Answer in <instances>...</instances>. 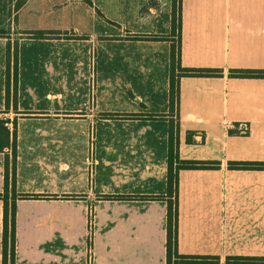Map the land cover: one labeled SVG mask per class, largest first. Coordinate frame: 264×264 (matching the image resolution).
I'll use <instances>...</instances> for the list:
<instances>
[{"label":"crops","instance_id":"crops-1","mask_svg":"<svg viewBox=\"0 0 264 264\" xmlns=\"http://www.w3.org/2000/svg\"><path fill=\"white\" fill-rule=\"evenodd\" d=\"M167 4L114 14L111 33L91 14L13 11L0 39V264L3 197L15 205L12 264H166L171 130L180 160L219 163L178 172V255L264 258V171L228 169L264 162V79L229 77L264 71V0H181L180 29ZM174 45L182 69L222 75L181 77L171 109Z\"/></svg>","mask_w":264,"mask_h":264},{"label":"trees","instance_id":"trees-1","mask_svg":"<svg viewBox=\"0 0 264 264\" xmlns=\"http://www.w3.org/2000/svg\"><path fill=\"white\" fill-rule=\"evenodd\" d=\"M26 0H19L15 9H20ZM180 5L181 0H171L172 8V25L175 29H180ZM44 34V33H43ZM16 76V62L14 63ZM222 72L211 69H182L180 67L179 46H172L170 56V78H169V99L170 108L173 109L178 104L179 96V79L181 77L195 78H215L221 77ZM229 77L236 79H264V71L253 70H234L229 72ZM8 81V80H7ZM9 82V81H8ZM6 85L9 86V83ZM1 124V123H0ZM232 133V132H230ZM243 132L240 134H246ZM1 134V133H0ZM8 137V132H5ZM177 136V135H176ZM174 132L171 130L169 138V151L167 160V241H166V264H212L217 261L205 258L184 257L179 256L176 250V221H177V185L178 172L181 170H215L219 167L218 162H199V161H183L179 159L178 153L173 149ZM190 142V140H188ZM8 146V143H0V150ZM13 159H15V151L13 148ZM228 169L234 171H264V162H230ZM7 166L5 176V191L8 190ZM15 185V170H12V190ZM171 198H174L172 201ZM4 214H3V264H7L9 257L10 263L14 259L15 247V205L10 207L7 199L3 197ZM227 264H264V258H245L235 257L229 258Z\"/></svg>","mask_w":264,"mask_h":264},{"label":"rangeland","instance_id":"rangeland-1","mask_svg":"<svg viewBox=\"0 0 264 264\" xmlns=\"http://www.w3.org/2000/svg\"><path fill=\"white\" fill-rule=\"evenodd\" d=\"M18 1L19 0H0V39L7 38L11 34L10 31L7 32L3 30V28L5 29L6 26L12 22L13 11ZM166 3L167 0H26L21 8H36L38 12L47 13L48 15L51 14V16L58 14L63 19L66 18V16L69 17L72 15L81 17V13H86V15L91 14V16L95 15L102 20L105 32L111 33L114 14L128 13L130 10H135L136 8H141V12H145L148 8H167L166 6H168V4L166 5ZM6 9H8V11ZM52 33L53 32H24L22 33V38L33 37L35 39H52L57 35ZM113 49L111 43L105 47L104 60L106 62V70L108 71L113 70ZM121 50L122 52H128L129 48L121 47ZM91 52L89 55V86L96 87L94 54ZM15 60L16 59H14L13 65H11V62L8 63L9 74L7 70L5 73L6 84L9 83V85L12 86H16L17 80V69L16 76L14 73ZM11 68H13L12 75L10 74Z\"/></svg>","mask_w":264,"mask_h":264},{"label":"built area","instance_id":"built-area-1","mask_svg":"<svg viewBox=\"0 0 264 264\" xmlns=\"http://www.w3.org/2000/svg\"><path fill=\"white\" fill-rule=\"evenodd\" d=\"M9 126H10L9 124H5V127H6V128L11 129V127H9Z\"/></svg>","mask_w":264,"mask_h":264}]
</instances>
